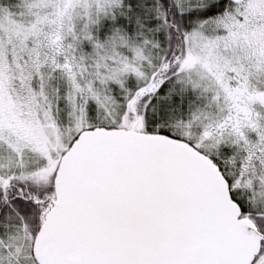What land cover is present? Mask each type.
I'll use <instances>...</instances> for the list:
<instances>
[{"label":"snow or ice","instance_id":"6c2138e0","mask_svg":"<svg viewBox=\"0 0 264 264\" xmlns=\"http://www.w3.org/2000/svg\"><path fill=\"white\" fill-rule=\"evenodd\" d=\"M0 264H264V0H0Z\"/></svg>","mask_w":264,"mask_h":264}]
</instances>
